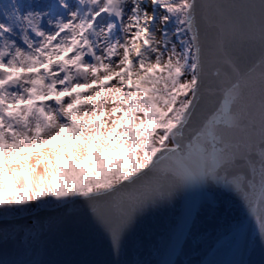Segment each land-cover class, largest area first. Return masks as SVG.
Segmentation results:
<instances>
[{
	"label": "snow or ice",
	"instance_id": "obj_1",
	"mask_svg": "<svg viewBox=\"0 0 264 264\" xmlns=\"http://www.w3.org/2000/svg\"><path fill=\"white\" fill-rule=\"evenodd\" d=\"M63 133L77 175L52 181ZM221 197L238 212L219 242L264 249V0H0V244L80 208L119 257L164 208L178 252Z\"/></svg>",
	"mask_w": 264,
	"mask_h": 264
},
{
	"label": "water",
	"instance_id": "obj_2",
	"mask_svg": "<svg viewBox=\"0 0 264 264\" xmlns=\"http://www.w3.org/2000/svg\"><path fill=\"white\" fill-rule=\"evenodd\" d=\"M213 212L207 207L196 218L178 252H172L169 238L177 226L176 213L170 209H153L145 213L128 236L119 257H114L103 234L89 221L83 209L42 210L34 244L21 247L11 235L15 222L9 225L10 236L0 244V259L34 261L37 264H264V249L258 245L237 250L223 240L228 222L237 215L238 205L221 197ZM32 224L30 218H18Z\"/></svg>",
	"mask_w": 264,
	"mask_h": 264
},
{
	"label": "rangeland",
	"instance_id": "obj_3",
	"mask_svg": "<svg viewBox=\"0 0 264 264\" xmlns=\"http://www.w3.org/2000/svg\"><path fill=\"white\" fill-rule=\"evenodd\" d=\"M73 147V141L68 137L67 133H63L57 140L53 141L50 146H48L47 151L53 153L51 158L46 156V160L50 163L51 168L53 164L59 168V175H50L52 181L60 180L61 182L64 179H73L77 175V168L75 163L70 157H64L63 154L65 151H71ZM41 156H44L43 151H41ZM68 159V163L65 164L64 159ZM101 163H103L101 161ZM26 175L29 176V182L31 183V176L28 174L27 169H22ZM83 168H80L79 171H83Z\"/></svg>",
	"mask_w": 264,
	"mask_h": 264
},
{
	"label": "bare ground",
	"instance_id": "obj_4",
	"mask_svg": "<svg viewBox=\"0 0 264 264\" xmlns=\"http://www.w3.org/2000/svg\"><path fill=\"white\" fill-rule=\"evenodd\" d=\"M46 159H47L46 156H42V160H41V164H40V170H41V171H42L43 168H44V161H45ZM31 163H32V164H35L36 161H35V160H32ZM48 166H49V168L51 169V165H50V163H48ZM47 179L51 180L50 175H49V177H48Z\"/></svg>",
	"mask_w": 264,
	"mask_h": 264
}]
</instances>
